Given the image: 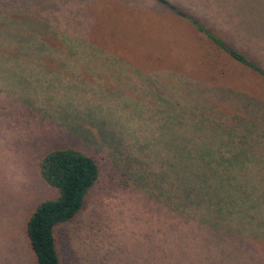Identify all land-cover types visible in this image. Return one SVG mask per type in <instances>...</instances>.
<instances>
[{"label": "rangeland", "instance_id": "obj_1", "mask_svg": "<svg viewBox=\"0 0 264 264\" xmlns=\"http://www.w3.org/2000/svg\"><path fill=\"white\" fill-rule=\"evenodd\" d=\"M168 4L0 0V264H35L25 222L56 195L38 164L61 147L99 175L53 228L59 264H264V79ZM196 6L264 70V0ZM186 164L176 236L157 177Z\"/></svg>", "mask_w": 264, "mask_h": 264}, {"label": "trees", "instance_id": "obj_2", "mask_svg": "<svg viewBox=\"0 0 264 264\" xmlns=\"http://www.w3.org/2000/svg\"><path fill=\"white\" fill-rule=\"evenodd\" d=\"M154 1L162 2V0ZM168 6L174 7L170 4ZM192 24L194 25L192 32L201 41L199 44H205V48L202 47L206 51L215 54L221 50L230 60L248 67L252 73L264 79V70L257 67L244 52L229 48L209 29V32L205 30L206 27L201 24L196 22ZM196 32L204 34L206 38ZM183 167L184 165L176 167L178 169L176 172L168 171V173L165 168V176L157 177L159 178L158 189L162 192L161 196L165 198L166 209L170 211V217L167 216L170 223H167V227H170L169 230L176 236L181 229L179 221L182 222L186 213V203L181 202V196L189 191L187 187L181 191V187L189 184L190 190H195L194 177L198 178L195 170L194 173L190 171L188 164L185 169ZM38 171L43 180L57 192L53 198L43 200L35 206L25 222V235L35 264H59L54 247L53 228L72 220L81 210L86 193L98 179L99 168L92 156L73 148L61 147L49 151L42 157L38 164ZM163 178H166L165 185H162ZM163 187L165 191H161Z\"/></svg>", "mask_w": 264, "mask_h": 264}, {"label": "crops", "instance_id": "obj_3", "mask_svg": "<svg viewBox=\"0 0 264 264\" xmlns=\"http://www.w3.org/2000/svg\"><path fill=\"white\" fill-rule=\"evenodd\" d=\"M205 1V0H204ZM170 5H177L181 10H191L193 11L192 17L195 19V21H197L199 24H201L202 26L206 27L207 29L210 30V32L216 36L219 37L218 34V30L219 28L217 27V21L220 18H216L215 16L217 15V7H213V6H209V7H199L197 8L196 6V0H183L181 2H177L176 0H168ZM156 3V2H155ZM206 4V3H205ZM169 9V7H167ZM221 12V11H220ZM222 13V12H221ZM223 14V13H222ZM224 15V14H223ZM226 16V15H225ZM213 20V21H212ZM214 26H213V25ZM212 25V26H210ZM228 26L229 24H223L220 26V29H224L225 30V26ZM218 29V30H217ZM220 30V31H221ZM227 30H225L226 32ZM217 33V34H216ZM201 45V44H200Z\"/></svg>", "mask_w": 264, "mask_h": 264}]
</instances>
